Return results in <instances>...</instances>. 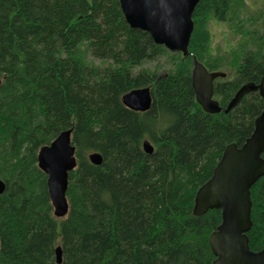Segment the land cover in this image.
Returning a JSON list of instances; mask_svg holds the SVG:
<instances>
[{
	"label": "trees",
	"instance_id": "obj_1",
	"mask_svg": "<svg viewBox=\"0 0 264 264\" xmlns=\"http://www.w3.org/2000/svg\"><path fill=\"white\" fill-rule=\"evenodd\" d=\"M246 9L245 0H200L184 56L132 28L119 0H0V264H58L59 245L61 264H214L210 236L222 212L195 215L196 193L225 148L252 134L264 98L252 91L229 112L204 111L193 56L209 70L229 68L214 83L223 107L243 84L259 83L264 28L248 26ZM212 19L246 39L213 53ZM166 55L164 70L146 65ZM147 86L149 110L124 105L125 93ZM68 129L78 166L69 173L68 213L56 217L38 154ZM94 151L100 165L88 159ZM251 196L247 234L258 251L264 176Z\"/></svg>",
	"mask_w": 264,
	"mask_h": 264
},
{
	"label": "water",
	"instance_id": "obj_2",
	"mask_svg": "<svg viewBox=\"0 0 264 264\" xmlns=\"http://www.w3.org/2000/svg\"><path fill=\"white\" fill-rule=\"evenodd\" d=\"M200 0H119L127 23L136 29L149 32L156 44L164 45L172 52L190 54L189 45L194 31L193 13ZM226 77L221 70H209L193 56L192 87L203 110L215 114L229 112L252 91L264 98V75L259 83L243 84L226 107L214 98V83ZM2 79L0 78V86ZM124 105L135 111H147L153 103L150 87L130 90L122 96ZM147 153L154 145L143 141ZM76 145L72 130L62 131L49 145L40 148L39 167L47 175V185L56 217H64L69 210L67 189L69 173L78 166ZM264 109L255 119L252 134L238 146L229 144L216 165L211 178L196 193L193 213L203 215L210 209L222 212L221 223L210 236V244L216 256L214 264H264V247L258 251L249 245L248 232L252 227V196L254 184L264 176ZM91 163L100 165L103 156L94 151L88 154ZM6 184L0 179V194ZM58 264L62 263V246L55 249Z\"/></svg>",
	"mask_w": 264,
	"mask_h": 264
},
{
	"label": "rangeland",
	"instance_id": "obj_3",
	"mask_svg": "<svg viewBox=\"0 0 264 264\" xmlns=\"http://www.w3.org/2000/svg\"><path fill=\"white\" fill-rule=\"evenodd\" d=\"M247 4L245 18H251L247 23L248 26L255 23V27L264 28V0H245ZM254 26V25H253ZM209 28L212 33V52L215 54H227L232 50V47L237 46L246 38L240 32L236 31V27L228 25L226 21L212 19L209 22ZM171 52V51H170ZM168 59V55L161 57L160 60L148 62L146 65L150 68L163 69V65ZM165 69V68H164ZM163 69V70H164ZM223 71H230L229 68H224ZM234 74V73H233ZM231 75L229 78H232ZM226 77L222 79H226Z\"/></svg>",
	"mask_w": 264,
	"mask_h": 264
}]
</instances>
